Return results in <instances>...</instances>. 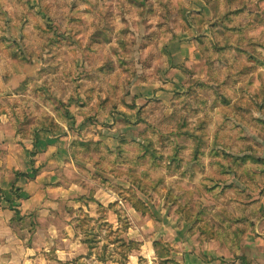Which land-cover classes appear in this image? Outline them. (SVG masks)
<instances>
[{"label": "rangeland", "instance_id": "374dc122", "mask_svg": "<svg viewBox=\"0 0 264 264\" xmlns=\"http://www.w3.org/2000/svg\"><path fill=\"white\" fill-rule=\"evenodd\" d=\"M192 11L202 13L197 24L215 15L206 0H0V122L7 117L29 150L37 144L35 163L40 146L60 149L46 165L61 169L68 186L31 241L48 251L60 245L64 263L180 264L185 249L204 257L206 245L244 263L220 234V213H237L239 201L247 212L262 211L264 193L248 189L245 198L240 180L208 163L222 119L227 140L251 143L245 152L264 159V0L248 19L232 16L253 25L231 51H216L223 33L210 22L199 31ZM109 60L115 68L101 73ZM13 103L21 118L28 111L27 135L11 123ZM28 103L40 106V117ZM41 131L50 136L43 140ZM198 140L202 163L192 160ZM122 145L126 155L117 159ZM261 169L252 180L264 186ZM209 173L238 186L216 196L204 189ZM236 228L247 227L228 230Z\"/></svg>", "mask_w": 264, "mask_h": 264}, {"label": "crops", "instance_id": "0c3cea01", "mask_svg": "<svg viewBox=\"0 0 264 264\" xmlns=\"http://www.w3.org/2000/svg\"><path fill=\"white\" fill-rule=\"evenodd\" d=\"M40 135L43 140L50 136L45 131ZM30 148L16 140L15 130L3 116L0 122V264H64L60 245L48 251L39 242L31 241L40 231V220L45 222L47 215L56 216L53 213L68 186L63 174H56L61 169L46 165L56 158L51 155L60 153V149L40 146L36 157L40 161L33 166ZM260 223L264 224V219ZM53 230L55 232L56 227ZM242 244V252L249 244L244 252L253 255L249 263L264 264V231L258 225L254 231L247 232ZM185 250L184 261L180 264H245L226 260L227 257H223L226 253H217L211 245L201 249L204 257L196 255L190 247Z\"/></svg>", "mask_w": 264, "mask_h": 264}, {"label": "trees", "instance_id": "16d2710c", "mask_svg": "<svg viewBox=\"0 0 264 264\" xmlns=\"http://www.w3.org/2000/svg\"><path fill=\"white\" fill-rule=\"evenodd\" d=\"M258 0H206L207 5H209L210 8L215 11L214 18L212 20H206L203 19L201 22H198L197 24V18L202 17V13L199 11H192L193 19L196 21V28L200 30H206V24L210 22L212 25V29L216 30V32L220 31L223 33V39L221 41H218V43L215 46L216 51L223 52L225 50H233L232 42L236 41L238 45L242 41V33L249 28V25H253L252 22L245 23L244 21L240 19H235L232 16L242 17L248 19L250 17V12L252 11V7L254 3ZM261 3V0H259ZM262 8V7H261ZM255 23V22H254ZM221 27V29H219ZM201 39V36L198 38ZM115 68L114 61L109 60L99 69L101 73L111 72ZM98 69V70H99ZM112 85V83L110 82ZM113 86V85H112ZM115 88V86H113ZM26 88L24 87V84L19 88V91H24ZM30 101H32L29 98H26ZM33 102V101H32ZM32 104L28 103V105H25L26 108H30L32 112L38 113V108L40 106L38 104L34 103V107H31ZM13 107L12 109V125L19 129V133L27 135V130L22 131L21 124L25 125L28 122H30V117L28 115V111L22 113V118L20 114H17V110L19 108V105L17 103L11 104ZM44 112V111H43ZM13 113L16 114V118L13 119ZM35 113V114H36ZM145 121V119H144ZM226 121L224 119L219 120L218 125L216 126V129L214 131V145L211 147L209 151V166L219 170L222 174L227 176H235L238 180H240L244 187L239 190L242 193H247L246 197L252 196V193L256 192L257 190L261 189L260 192L264 193V186H262L260 183H263V180L257 178L255 180H252L255 176V174L258 173V171L255 170L256 167H260L261 169L259 173L261 175H264V159L260 157L255 156V152L252 151V153H247L245 150L251 149L254 150V147L251 143H243L241 145L236 146L235 144H232V141L227 140L225 138V135L221 132L224 127ZM35 124H39L42 126L44 124L43 121L32 123V126ZM153 129L156 130L157 126L152 125ZM51 132V129H49ZM48 131V130H47ZM182 133V132H181ZM51 134V133H50ZM35 135V134H34ZM37 138H39V135H36ZM36 138V139H37ZM36 146L37 144L34 143ZM35 145H33V149L30 150L31 154V162L32 164H35V156L37 154ZM204 142L198 140L197 146L193 151V157L192 160L198 163L203 162V157L205 156L206 152L204 151ZM220 146V147H217ZM121 149L123 150L122 153L120 152L117 156L118 158H123L125 153V148L122 145ZM235 151L236 154L233 152ZM115 159V157H114ZM173 161L177 163L178 165L181 163L182 159L180 158H173ZM121 163V162H118ZM136 163V162H135ZM155 166V164H154ZM111 172V168H107ZM19 174V173H18ZM26 174V173H22ZM119 174H122L118 169L117 172L114 174L116 176H121ZM123 176V175H122ZM229 178L225 177L223 179H219L214 176V174L209 173L207 177L203 180V185L205 191H214L216 196L222 195L225 193L226 189L229 187L230 184L236 185L233 181L232 183H229ZM159 179L152 183L151 189H157V185L159 183ZM255 182L256 186L252 187V183ZM142 187V185H140ZM238 186V185H236ZM248 189L252 191V193H248ZM258 201V199H252L250 200L249 204H255ZM239 205V211L233 215H230L226 212H221L220 216L222 221L226 222V233H223L220 231L221 236H225L227 238V246L240 258L243 259L245 264H251L247 261V257L244 253H242V243L243 238L242 236L244 233H247L248 231H254L257 225V221L264 217V210L259 211V209L252 210L250 212H247V209L245 208L244 201L237 202ZM110 206H114V203L110 204ZM80 213H85L83 209H80ZM219 214V213H218ZM88 215H85L83 219H79L80 223H86V220H88ZM243 223L247 228H236L233 232L228 230L230 226L233 225L235 227L237 224ZM88 230V229H87ZM88 232H91V230H88ZM95 237H89V241H93ZM124 241V240H122ZM92 247V245H91ZM233 253V252H232ZM74 261H67L64 264H72Z\"/></svg>", "mask_w": 264, "mask_h": 264}]
</instances>
